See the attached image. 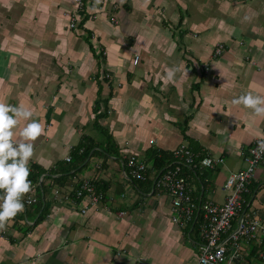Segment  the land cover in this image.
Wrapping results in <instances>:
<instances>
[{
	"label": "crops",
	"instance_id": "crops-1",
	"mask_svg": "<svg viewBox=\"0 0 264 264\" xmlns=\"http://www.w3.org/2000/svg\"><path fill=\"white\" fill-rule=\"evenodd\" d=\"M218 43L224 51L213 57ZM248 92L264 95V0H87L83 11L72 0H0V101L34 108L44 124L29 164L44 204L0 228V264H195L198 229L173 224L169 197L131 181L122 162L180 144L222 156L215 169L183 168L195 202L222 203L225 179L217 188L205 173L242 168L264 133V115L232 103ZM98 97L99 111L107 107L100 128ZM82 143L92 147L78 162ZM90 178L103 200L81 213L87 198L72 194ZM250 191L244 199L264 221V163ZM255 249L240 262L257 259Z\"/></svg>",
	"mask_w": 264,
	"mask_h": 264
},
{
	"label": "built area",
	"instance_id": "built-area-1",
	"mask_svg": "<svg viewBox=\"0 0 264 264\" xmlns=\"http://www.w3.org/2000/svg\"><path fill=\"white\" fill-rule=\"evenodd\" d=\"M86 3L87 0H72L77 11H83ZM78 20V15L71 13L68 27L75 28ZM111 20L115 22L114 18ZM223 51L224 45L218 43L213 57L221 55ZM138 61L139 56L135 55L133 64L136 65ZM171 154L170 161L160 169H152L147 160L137 154H130L122 162V169H126L131 181L151 178L152 190L165 193L169 197V219L173 224L181 228L198 229L201 242L195 264H238L250 246L256 247V257L264 261V221L255 210L249 208L250 202L244 199L245 194L251 193L249 186L255 178L256 170L264 163V133L243 151L244 166L230 172L225 178L223 190L226 196L222 203L202 199L195 202L193 189L183 172V168L193 172L199 169H215L224 163L222 156L194 152L184 144L174 148ZM65 160L69 162L71 156H67ZM151 169L153 172L149 175ZM95 186L93 179H84L72 194L78 200L87 198L81 213H86L89 208L102 203L103 194ZM54 197L64 202L70 195L60 194L55 189ZM23 199L25 206L38 204L39 201L32 191L26 193Z\"/></svg>",
	"mask_w": 264,
	"mask_h": 264
},
{
	"label": "clouds",
	"instance_id": "clouds-1",
	"mask_svg": "<svg viewBox=\"0 0 264 264\" xmlns=\"http://www.w3.org/2000/svg\"><path fill=\"white\" fill-rule=\"evenodd\" d=\"M177 70L168 68L167 78L174 79ZM232 103L243 105L258 116L264 115V95L242 93ZM34 111L23 103L12 105L0 101V228L24 210L23 197L32 191L29 164L35 151L33 141L44 131V124L32 119ZM21 119L27 123L17 133Z\"/></svg>",
	"mask_w": 264,
	"mask_h": 264
},
{
	"label": "trees",
	"instance_id": "trees-1",
	"mask_svg": "<svg viewBox=\"0 0 264 264\" xmlns=\"http://www.w3.org/2000/svg\"><path fill=\"white\" fill-rule=\"evenodd\" d=\"M102 102H103V100H101V98L98 97L97 100H96V102H95V106L93 107V112L95 114V119L93 121V125H95L98 128H100V126L98 124V120L100 118H103L104 116H106V113H107V110H106L107 107H105V106L102 107L103 108L102 111H99L100 108H101L100 107V104ZM85 142H89V141H85ZM107 144H108V147L112 146V147H114L115 151H117V149L115 147V143L113 141L111 142V140H110V136H108V142H107ZM79 146H83L84 147L82 153L79 154L80 156H79V158L77 160L78 162H82V161H84L88 157V153H89V150L88 149H90L92 147V145L91 144H83L82 143V144H79ZM78 151H80V150L78 149ZM147 154L148 155H147L146 160L147 161H152L151 162L152 169H160V168H162L166 163H168L170 161V159L172 157L171 152L170 153H165L164 151H159V150H156V149H150ZM35 168H37V166H35V165H34V168L33 167L31 168V175L29 177V179L32 182H36L38 180L39 174H40V170H38V169L36 170ZM152 169L150 170L149 175L150 174L152 175V172H153ZM93 183L96 185V181L93 180ZM139 183L140 184H146V183H150L151 184V178L147 177V179L145 181H138V184ZM249 188L251 190V185L249 186ZM40 195H42V193ZM38 202H39V205L42 206V204H44V199H42L40 197ZM40 209L41 208H39L38 210L40 211Z\"/></svg>",
	"mask_w": 264,
	"mask_h": 264
},
{
	"label": "rangeland",
	"instance_id": "rangeland-1",
	"mask_svg": "<svg viewBox=\"0 0 264 264\" xmlns=\"http://www.w3.org/2000/svg\"><path fill=\"white\" fill-rule=\"evenodd\" d=\"M112 142V141H111ZM226 161L228 162V159H226ZM242 166H244V163L242 162ZM229 174V173H228ZM228 174L226 175V177L228 176ZM207 178H211L212 181L214 182V185L219 188V185L222 184L221 182H223V180L226 178L224 176L223 171L219 170L216 172L213 171H209L205 173L204 175ZM225 177V178H224ZM212 181H210L211 183H213ZM140 184V183H139ZM58 199V198H57ZM193 234V233H192ZM257 258V257H256ZM238 264H243V261L239 262ZM248 264H264V262H262L260 259H251Z\"/></svg>",
	"mask_w": 264,
	"mask_h": 264
}]
</instances>
